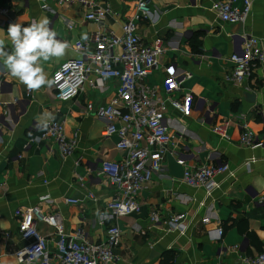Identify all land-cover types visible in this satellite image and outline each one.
Returning a JSON list of instances; mask_svg holds the SVG:
<instances>
[{
  "label": "crops",
  "instance_id": "obj_1",
  "mask_svg": "<svg viewBox=\"0 0 264 264\" xmlns=\"http://www.w3.org/2000/svg\"><path fill=\"white\" fill-rule=\"evenodd\" d=\"M93 1L110 7L104 28L116 35H121L124 21L139 15L137 0ZM147 1L151 15L136 20L138 33L147 44L161 42L164 51L158 56V67L145 80L164 96L165 68L174 66L183 77V91L193 95V107L185 116L167 105L165 123L173 145L162 170L140 191L139 213L108 215L114 189L100 173L101 165L118 161L125 153L116 146V134L103 136L106 122L86 109L89 102L108 103L117 80L97 81L91 76L96 88L86 85L75 98L60 101L52 86L26 95V87L0 65L2 264H25L15 255L25 244L16 213L31 206L58 213L67 231L81 230L90 242L101 240L107 227L117 224L121 239L116 264H162L166 252L174 254L172 264H242L243 257H254L264 249V205L256 203L264 193V61L253 81L230 84L223 80L232 67L229 56L241 48L243 32L258 37L264 51V0H251L244 23L222 21L215 8L221 0ZM0 4L9 6L15 21L25 26L46 18L57 37L69 44L62 58L43 65L49 78L62 61L81 56L74 48L76 41L99 31L97 24L85 19L89 8L77 0L62 5L50 0H0ZM236 5L241 6L242 0ZM1 28L7 30V26ZM0 39L6 41L5 50L11 51L6 32L0 33ZM51 120L63 122L68 138L76 135L72 155L62 156L53 141L25 148L28 139ZM222 122L227 123L228 140L211 131ZM245 124L256 135L259 145L254 148L239 143ZM178 157L190 167L227 164L229 171L217 177V187L207 192L182 182ZM44 196L53 201L51 205L40 202ZM65 198L78 203L67 204ZM152 211L159 215L155 224L149 219ZM177 213L187 214L182 232L167 228L168 219ZM205 217L208 222L202 221ZM37 228L52 249L54 229L43 221ZM218 229H222L220 238Z\"/></svg>",
  "mask_w": 264,
  "mask_h": 264
},
{
  "label": "built area",
  "instance_id": "obj_2",
  "mask_svg": "<svg viewBox=\"0 0 264 264\" xmlns=\"http://www.w3.org/2000/svg\"><path fill=\"white\" fill-rule=\"evenodd\" d=\"M50 1L62 5L74 0ZM77 1L89 8L85 19L97 24L99 31L87 40L76 41L74 48L81 56L66 59L59 64L51 78L60 73L62 79L52 87L58 100L67 101L75 98L86 85L95 88L98 86L90 80L91 76L96 77L97 81L117 80L116 92L108 103L95 106L89 102L86 109L106 122L103 136L116 134V146L125 153L122 159L105 161L101 165L100 173L114 189L113 198L107 203L108 215L118 218L139 213L142 207L138 198L140 191L162 170L164 158L173 145L165 123L167 105H171L182 115H190L193 95L189 91H183V77L176 72L174 66L165 68L161 85L164 96L160 94L158 87L148 85L145 80L158 67V56L164 51L161 42L147 44L138 33L136 20L140 16L151 15L147 0L136 1L139 15L123 22L121 35L104 28L105 19L111 13L108 5H100L93 0ZM237 1L221 0L215 3L222 21L245 22L250 12L251 0H242L241 6L236 5ZM10 23H17L13 10L0 4V28L8 27ZM240 38L241 48L229 56L232 67L223 74V80L230 84L253 81L257 69L264 61V51L258 37L243 32ZM32 92L33 90L26 88V95H31ZM177 92L181 93L180 97L173 95ZM46 124L47 127H43L39 134L28 139L25 148L32 143L53 141L62 156L72 155L76 147V135L68 138L62 121L51 120ZM211 131L222 139H229L226 122L213 125ZM239 143L247 148L259 145L254 131L247 124L243 125ZM177 162L183 166L182 182L189 187L204 188L207 192L217 187V177L229 171L227 164L190 167L182 157H178ZM89 196L93 197L92 194ZM40 202L51 205L53 201L44 196ZM64 202L76 204L78 200L65 198ZM256 203L264 205V193L257 197ZM16 214L19 217L20 236L25 244L15 255L22 263L116 264L118 261L115 250L120 244L121 229L117 224L109 225L101 240L90 242L85 240L81 230L67 231L58 213H44L39 206H31L18 210ZM186 218V213L173 214L167 221L168 230L184 231ZM149 219L152 224L157 223L158 213L152 211ZM39 221L54 229V249L49 247L47 237L38 230ZM202 221L208 222V218L205 217ZM221 235L222 229H218L217 238ZM242 264H264V249L254 257H243Z\"/></svg>",
  "mask_w": 264,
  "mask_h": 264
},
{
  "label": "clouds",
  "instance_id": "obj_3",
  "mask_svg": "<svg viewBox=\"0 0 264 264\" xmlns=\"http://www.w3.org/2000/svg\"><path fill=\"white\" fill-rule=\"evenodd\" d=\"M49 21L40 19L24 26L23 23H10L5 31L11 51L5 50L6 41L0 39V65L21 84L30 90L42 86L51 87L62 79L60 73L49 78L44 64L53 59L59 60L66 54L69 44L60 40L57 33L49 27ZM87 40V35L82 37ZM43 127H47L45 123Z\"/></svg>",
  "mask_w": 264,
  "mask_h": 264
},
{
  "label": "trees",
  "instance_id": "obj_4",
  "mask_svg": "<svg viewBox=\"0 0 264 264\" xmlns=\"http://www.w3.org/2000/svg\"><path fill=\"white\" fill-rule=\"evenodd\" d=\"M198 43V40L195 39ZM173 260H174V254L172 252H166L164 254V259L162 260V264H172L173 263Z\"/></svg>",
  "mask_w": 264,
  "mask_h": 264
}]
</instances>
